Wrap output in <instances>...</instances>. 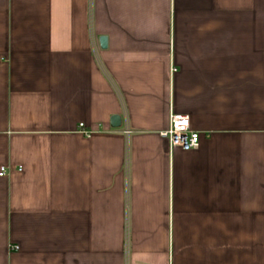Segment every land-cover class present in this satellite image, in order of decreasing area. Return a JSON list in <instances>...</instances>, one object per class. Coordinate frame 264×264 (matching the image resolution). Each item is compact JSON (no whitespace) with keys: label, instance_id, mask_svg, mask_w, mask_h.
<instances>
[{"label":"crops","instance_id":"obj_1","mask_svg":"<svg viewBox=\"0 0 264 264\" xmlns=\"http://www.w3.org/2000/svg\"><path fill=\"white\" fill-rule=\"evenodd\" d=\"M1 167L0 264H264V0H0Z\"/></svg>","mask_w":264,"mask_h":264},{"label":"built area","instance_id":"obj_2","mask_svg":"<svg viewBox=\"0 0 264 264\" xmlns=\"http://www.w3.org/2000/svg\"><path fill=\"white\" fill-rule=\"evenodd\" d=\"M79 127L82 128V125ZM159 136L167 141L170 149L190 151L199 145V134L192 128L191 118L185 115L171 113L167 129L159 132ZM5 174L6 168L1 167L0 177Z\"/></svg>","mask_w":264,"mask_h":264},{"label":"water","instance_id":"obj_3","mask_svg":"<svg viewBox=\"0 0 264 264\" xmlns=\"http://www.w3.org/2000/svg\"><path fill=\"white\" fill-rule=\"evenodd\" d=\"M99 44H100V47L103 48V49L106 47V39H105V37H100ZM110 123H111V127L112 128H119L120 125H121V118L119 116H113L111 118Z\"/></svg>","mask_w":264,"mask_h":264}]
</instances>
